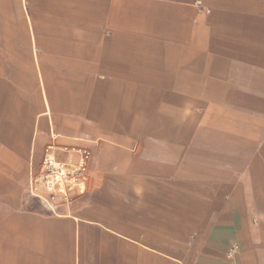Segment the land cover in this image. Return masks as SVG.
Instances as JSON below:
<instances>
[{
    "label": "crops",
    "instance_id": "1",
    "mask_svg": "<svg viewBox=\"0 0 264 264\" xmlns=\"http://www.w3.org/2000/svg\"><path fill=\"white\" fill-rule=\"evenodd\" d=\"M39 2L32 0L29 13L26 0H0V264H73L67 263L70 237L93 239L89 264H251L236 199L222 204L215 218L195 232L160 214L151 219L145 204L123 203L124 199L104 193L81 204L94 206L93 214L56 212L61 216L57 219L32 209L36 201L23 197L32 175V156L43 151L49 133L53 139L49 147L57 148L58 135H81L82 124L75 114L78 105L74 110L65 102L63 81L58 86L53 81L54 63L59 68L60 62L70 65L76 60L71 57L70 35L67 44L63 37L41 40L43 30L62 28L49 26L51 20L41 21L43 9L62 15L66 4L58 0L39 6ZM212 2V16L198 24L191 20L189 7H159V13L173 16L159 24L158 37L146 32L139 0H134L131 11L119 10L112 38L97 37V22L87 21L86 6H71L70 0L68 24L84 26L85 51L97 60L90 70L104 75L97 80V106L105 87L122 84L117 113L98 121L127 127L133 135L146 131L183 142L187 152L211 154L230 164L223 172L208 170L217 172L218 182L224 184L229 168L256 171L258 154L264 160V140L257 146L264 132V0ZM89 11L97 14V7ZM40 62L46 63L45 70ZM184 103L190 110L197 106L205 110L200 115L182 114ZM194 139H206L209 146L194 148ZM179 147L152 153L178 159ZM83 155L86 152L82 159ZM175 162L184 165L180 159ZM82 166L83 161L78 167ZM143 168L160 177L142 183L155 184L163 193L169 185L183 182L179 173L164 171L166 167L150 163ZM84 222L94 224L83 230ZM133 237H141L145 248L135 246Z\"/></svg>",
    "mask_w": 264,
    "mask_h": 264
},
{
    "label": "rangeland",
    "instance_id": "2",
    "mask_svg": "<svg viewBox=\"0 0 264 264\" xmlns=\"http://www.w3.org/2000/svg\"><path fill=\"white\" fill-rule=\"evenodd\" d=\"M38 1H40L39 6L58 2V0ZM139 1L141 2V17L143 16L142 23L145 24V30L150 32L151 37H158L159 24L163 26V23L173 16L159 13V7L164 5L189 7L193 11L191 20L198 24L203 19L212 16V9L215 5L212 0ZM63 2L66 4V8L62 15L58 13L53 15L51 9L48 13L49 11L46 12L48 8H44L42 13L39 11L43 16L41 21L51 20L49 26L58 24L62 27L60 30H43L41 40L48 37H63L67 44L68 35H70L71 57H75L76 60L71 61L70 65L67 61L60 62L59 68H57V63H54L52 73L55 85H61V81H63L66 104L74 110L77 105L79 107V111L74 113L82 123L81 135L62 133L56 138V145L59 147L50 148L53 139L49 133V139L45 143L43 151L32 156L31 179L23 190V197L36 201V206L32 209L39 214L52 215L57 219L61 216L56 212H66L76 216L78 210H85L89 214H93L94 206H81V204L88 203L97 197V194L104 193L112 195L114 200L117 197L124 199L123 203L128 200L140 205L145 204L150 208L151 219H157L158 217L155 216L160 214L169 221L175 220L177 224L180 221L183 230L195 232L215 218L222 204L231 203L233 199H236L241 223L246 231L251 264H264V160L261 159V155L258 154L257 157L259 164L256 171H251L247 167L232 171L229 168L230 173L226 176L228 180L226 179L224 185L218 182L221 180L216 175L217 172L209 173L208 170L215 167L214 169L222 171L230 166L229 163L219 161L205 152H187V145L183 142H170L163 137L148 135L146 131L133 135L127 127L121 125L113 127L112 124L98 121V118H104L105 114L115 115L117 113L120 96H122V84L115 89L110 86L105 87L101 93V103L97 106V80L105 78L101 73L90 70L92 65L97 64V60L91 55V52L85 51L84 26L75 27L74 24L72 26L68 24V0H63ZM70 2L71 6L72 4L86 6L87 21L97 22V37H101L102 40L115 36L117 30L113 23L119 22V10L131 11L134 4V0H70ZM25 6L30 13L33 7L32 0H26ZM94 7H97V14L89 11ZM41 25L43 26L44 23ZM89 31L95 32V30ZM93 37L90 35L89 38L93 39ZM104 48L108 47L102 45V49ZM98 49L100 48L98 47ZM40 51L38 47L37 52ZM75 62H77V66ZM40 63L42 70H45L46 63ZM34 64L36 65V63ZM45 74L47 73L45 72ZM91 76L94 81L89 80ZM38 79L39 88H41L40 77ZM204 110L205 108L202 106L190 110L188 103L182 105V114L194 111L200 115ZM248 112L255 117L260 115L257 111ZM74 113L71 114L72 117H75ZM263 140L264 132H261L257 146L262 144ZM171 145L173 147L180 146L179 148L182 149L178 159L153 155V153L168 151ZM199 145L208 147L209 141L194 139L191 143L194 148ZM62 146L69 147V150L60 148ZM171 149L173 148L171 147ZM83 152H86V157L84 154L82 159ZM52 154L62 162L61 166L67 171L66 181L59 183L54 180L53 186L47 182V178L43 175L46 170V161ZM179 159L184 165L185 162L186 164L189 162L190 166H178L175 161ZM82 161L83 166L78 167ZM150 163L166 167V169L163 168L164 171H169L171 175L179 173L183 182L169 185L166 193H163L160 187L155 184H143L142 182L160 177L144 170L143 165ZM198 165L201 167L198 168ZM42 168L43 173L41 174ZM53 168L51 166V169ZM169 179L171 178L169 177ZM127 196L134 198L130 200ZM67 201L68 204L64 205ZM62 218L74 221L73 217ZM84 223L86 225L83 230H90V225L94 224L92 222ZM74 229H76L75 226ZM133 239L135 246L145 248L142 245L141 237H133ZM69 241L70 257L67 263L89 264L94 253L93 239L70 237ZM81 258L82 261H80Z\"/></svg>",
    "mask_w": 264,
    "mask_h": 264
},
{
    "label": "bare ground",
    "instance_id": "3",
    "mask_svg": "<svg viewBox=\"0 0 264 264\" xmlns=\"http://www.w3.org/2000/svg\"><path fill=\"white\" fill-rule=\"evenodd\" d=\"M62 162L57 161L53 156H49L46 161V170L43 175L47 178V182L53 186L54 180L57 182L66 181L67 171L64 170V167L61 166ZM51 166L54 168L51 169ZM79 179V178H76Z\"/></svg>",
    "mask_w": 264,
    "mask_h": 264
},
{
    "label": "built area",
    "instance_id": "4",
    "mask_svg": "<svg viewBox=\"0 0 264 264\" xmlns=\"http://www.w3.org/2000/svg\"><path fill=\"white\" fill-rule=\"evenodd\" d=\"M237 248L236 246H233V249Z\"/></svg>",
    "mask_w": 264,
    "mask_h": 264
}]
</instances>
